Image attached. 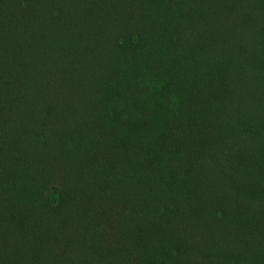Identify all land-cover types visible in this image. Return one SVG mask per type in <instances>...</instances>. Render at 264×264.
Instances as JSON below:
<instances>
[{"label":"trees","instance_id":"trees-1","mask_svg":"<svg viewBox=\"0 0 264 264\" xmlns=\"http://www.w3.org/2000/svg\"><path fill=\"white\" fill-rule=\"evenodd\" d=\"M0 264H264V0H0Z\"/></svg>","mask_w":264,"mask_h":264},{"label":"rangeland","instance_id":"rangeland-1","mask_svg":"<svg viewBox=\"0 0 264 264\" xmlns=\"http://www.w3.org/2000/svg\"><path fill=\"white\" fill-rule=\"evenodd\" d=\"M51 195L53 196V200L56 201L58 197H57V189L55 187L51 189Z\"/></svg>","mask_w":264,"mask_h":264}]
</instances>
